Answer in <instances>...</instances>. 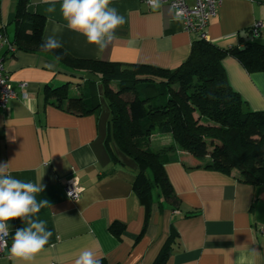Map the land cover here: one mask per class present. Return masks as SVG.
I'll list each match as a JSON object with an SVG mask.
<instances>
[{
    "label": "crops",
    "instance_id": "obj_1",
    "mask_svg": "<svg viewBox=\"0 0 264 264\" xmlns=\"http://www.w3.org/2000/svg\"><path fill=\"white\" fill-rule=\"evenodd\" d=\"M17 1L0 0V31L14 48L13 53L0 48V58L17 94L7 110L0 109V164L9 163L11 175L26 182H36L37 174L44 172V191L37 199L49 201L50 207L41 209L38 217L52 236L34 264H74L84 247L95 250L100 264H154L171 235L164 264H264V188L241 183L236 171L190 169L189 156L176 151L168 155L164 171L178 203L164 201L153 191L146 209L132 190L135 165L110 157L106 102L84 116L48 102L52 97L47 87H81L87 77L72 74L51 51L16 49ZM60 2L49 13V4L29 0L27 10L45 19L42 39L54 34L61 49L75 59L173 70L188 58L198 38L185 31L166 4L154 11L139 0H111L125 23L116 30L117 39L98 52L82 34L65 26ZM254 22L264 25V0H222L205 29L206 40L221 49L235 47ZM54 28L59 30L53 33ZM254 40L264 45V29ZM222 67L245 107L264 112V73H246L232 57L224 58ZM20 83L26 85L24 98L17 88ZM171 144L169 135H153L149 147L158 150ZM74 180L82 190L77 201L65 192V185ZM114 222L124 225L120 239L108 230ZM9 226L12 240L26 225L17 218ZM0 264L12 261L0 258Z\"/></svg>",
    "mask_w": 264,
    "mask_h": 264
},
{
    "label": "trees",
    "instance_id": "obj_2",
    "mask_svg": "<svg viewBox=\"0 0 264 264\" xmlns=\"http://www.w3.org/2000/svg\"><path fill=\"white\" fill-rule=\"evenodd\" d=\"M28 3L17 1L13 44L20 51H43L45 19L29 13ZM51 52L72 74L87 78L73 93L72 83L47 87L52 97L48 102L70 114L89 115L100 109L96 84L101 86L111 115L106 139L110 157L135 165L132 190L146 209L153 191L164 201L178 203L164 171L168 155L176 151L189 156L190 169L236 171L241 183L264 188V112L245 107L222 67L224 58L232 57L246 73H264V45L250 39L248 30L228 49L197 38L188 58L173 70L75 59L61 48ZM165 134L172 144L150 149V138ZM108 230L120 239L124 225L114 222ZM172 238L154 264L165 263Z\"/></svg>",
    "mask_w": 264,
    "mask_h": 264
},
{
    "label": "clouds",
    "instance_id": "obj_3",
    "mask_svg": "<svg viewBox=\"0 0 264 264\" xmlns=\"http://www.w3.org/2000/svg\"><path fill=\"white\" fill-rule=\"evenodd\" d=\"M42 2L50 5L47 8L49 13L55 12L57 0ZM147 3L154 11L161 7V0H147ZM110 5L111 0H61L60 12L69 30L82 34L87 43L103 52L117 39L116 30L125 23V17ZM181 17L182 12H177L173 18L180 21ZM58 30L54 28L53 33ZM41 47L53 51L61 48L62 42L53 34L44 38ZM43 175L44 172H40L36 182H26L11 175L9 163L0 164V240L9 236V221L19 218L26 225L12 236L8 249L12 264H34L35 257L44 250L52 236L46 222L38 217L41 209L50 207L49 201L37 199L44 191ZM74 264H100V257L93 248L84 247L78 252Z\"/></svg>",
    "mask_w": 264,
    "mask_h": 264
},
{
    "label": "built area",
    "instance_id": "obj_4",
    "mask_svg": "<svg viewBox=\"0 0 264 264\" xmlns=\"http://www.w3.org/2000/svg\"><path fill=\"white\" fill-rule=\"evenodd\" d=\"M145 4L148 8L150 6L147 0H139ZM222 0H161V4H166L173 11L174 15L177 12H182L181 21L184 29L190 34L197 35L200 39H206L205 29L213 20L217 13ZM264 29L262 22H254L249 28L250 37L258 38ZM6 46L8 53H13L14 49L7 41L4 34L0 33V48ZM17 88L21 92V96L24 98V90L26 85L24 83L18 84ZM17 96L11 82L9 81L8 74L3 66V58H0V109L7 110L11 100ZM65 192L67 197L72 201H77L82 193V190L78 187L77 182L69 181L65 185ZM69 193L72 195L70 196ZM260 233L264 235V229L260 230ZM12 240L10 237H6L4 240H0V258L8 259V249L11 246Z\"/></svg>",
    "mask_w": 264,
    "mask_h": 264
},
{
    "label": "rangeland",
    "instance_id": "obj_5",
    "mask_svg": "<svg viewBox=\"0 0 264 264\" xmlns=\"http://www.w3.org/2000/svg\"><path fill=\"white\" fill-rule=\"evenodd\" d=\"M88 79H89V78H88ZM78 83H79V82H78ZM75 87H76V83H73V85H71V87H70L72 93H73V91H75ZM96 94H97L98 97H99L98 102H99V104H100V106H101L102 104H104V102H106V100H105L104 97H103V93H102V88H101V86H99V87L96 88ZM100 96H101V98H100ZM106 104H107V103H106ZM106 106H107V105H106Z\"/></svg>",
    "mask_w": 264,
    "mask_h": 264
}]
</instances>
